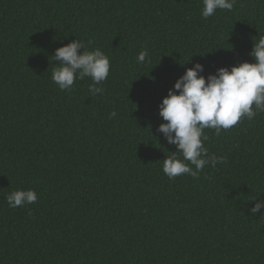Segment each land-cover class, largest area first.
Here are the masks:
<instances>
[{
    "label": "trees",
    "instance_id": "16d2710c",
    "mask_svg": "<svg viewBox=\"0 0 264 264\" xmlns=\"http://www.w3.org/2000/svg\"><path fill=\"white\" fill-rule=\"evenodd\" d=\"M203 0H0V264H264V113L216 136L227 162L169 180L175 146L159 105L186 69L253 63L264 0L201 17ZM74 39L110 59L61 91L56 49ZM91 41V44L88 42ZM147 49L151 63L138 64ZM83 49H81V52ZM115 111L116 116L110 118ZM34 189L12 209L6 196Z\"/></svg>",
    "mask_w": 264,
    "mask_h": 264
},
{
    "label": "clouds",
    "instance_id": "9594fccd",
    "mask_svg": "<svg viewBox=\"0 0 264 264\" xmlns=\"http://www.w3.org/2000/svg\"><path fill=\"white\" fill-rule=\"evenodd\" d=\"M234 4L235 0H203L201 17H212L217 10L232 11ZM86 49L84 41L74 39L50 57L55 65L51 79L61 91H71L77 80L90 78L89 94H103L99 85L109 77L110 59L100 48ZM249 55L253 63L243 62L230 69L221 67L207 77L202 75L204 66L194 64L162 99L159 117L166 123H161L156 131L176 149L163 160L162 171L169 180L183 175L198 179L206 167L215 168L227 162L223 155L209 154L205 147L209 139L206 129L220 136L242 120L252 121L264 113V37L253 43ZM137 63H151L147 49L139 52ZM115 116V111L110 113V118ZM6 201L12 209L23 208L36 203L38 195L31 188L18 189L7 194ZM254 201L251 214L264 213V199Z\"/></svg>",
    "mask_w": 264,
    "mask_h": 264
}]
</instances>
